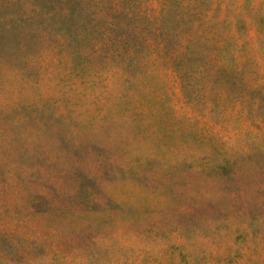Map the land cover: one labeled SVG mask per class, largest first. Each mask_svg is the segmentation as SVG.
<instances>
[{
	"label": "rangeland",
	"instance_id": "374dc122",
	"mask_svg": "<svg viewBox=\"0 0 264 264\" xmlns=\"http://www.w3.org/2000/svg\"><path fill=\"white\" fill-rule=\"evenodd\" d=\"M0 264H264V0H0Z\"/></svg>",
	"mask_w": 264,
	"mask_h": 264
}]
</instances>
